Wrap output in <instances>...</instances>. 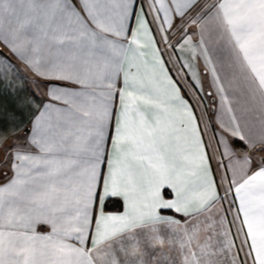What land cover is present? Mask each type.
Wrapping results in <instances>:
<instances>
[{"label": "snow or ice", "instance_id": "1", "mask_svg": "<svg viewBox=\"0 0 264 264\" xmlns=\"http://www.w3.org/2000/svg\"><path fill=\"white\" fill-rule=\"evenodd\" d=\"M3 94L0 264H264V0H0Z\"/></svg>", "mask_w": 264, "mask_h": 264}, {"label": "crops", "instance_id": "2", "mask_svg": "<svg viewBox=\"0 0 264 264\" xmlns=\"http://www.w3.org/2000/svg\"><path fill=\"white\" fill-rule=\"evenodd\" d=\"M28 91L29 90L27 88V85H24L23 89L17 93V98L18 99L26 98L27 95H28ZM8 101H9V110H10V112H16L17 115H20L22 110H20V109H18L16 107V102L13 99L12 96L8 95ZM114 205L115 204H113V203H109V206L112 207L111 211H116L117 210V208Z\"/></svg>", "mask_w": 264, "mask_h": 264}, {"label": "rangeland", "instance_id": "3", "mask_svg": "<svg viewBox=\"0 0 264 264\" xmlns=\"http://www.w3.org/2000/svg\"><path fill=\"white\" fill-rule=\"evenodd\" d=\"M0 110L3 112H10L8 94L0 95ZM0 114H2V112H0ZM0 126L7 127V121L0 120Z\"/></svg>", "mask_w": 264, "mask_h": 264}, {"label": "trees", "instance_id": "4", "mask_svg": "<svg viewBox=\"0 0 264 264\" xmlns=\"http://www.w3.org/2000/svg\"><path fill=\"white\" fill-rule=\"evenodd\" d=\"M114 206H115L117 209H118V207H119L117 204H115ZM108 209H109V210H112V207H110V206L108 205Z\"/></svg>", "mask_w": 264, "mask_h": 264}]
</instances>
